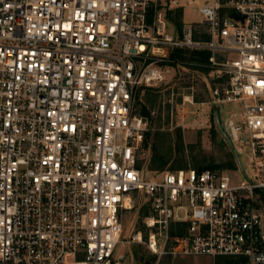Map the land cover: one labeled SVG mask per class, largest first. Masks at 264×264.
I'll return each instance as SVG.
<instances>
[{"label":"built area","instance_id":"obj_1","mask_svg":"<svg viewBox=\"0 0 264 264\" xmlns=\"http://www.w3.org/2000/svg\"><path fill=\"white\" fill-rule=\"evenodd\" d=\"M197 4L0 0V264H124L116 252L137 195L148 214L133 240L159 260L264 264V0H206L207 31L177 24ZM172 70L209 89L208 100L196 101V85L183 96L181 126L188 104L200 126L208 111L240 105L222 125L248 159L238 180L191 166L146 179L151 120L139 92Z\"/></svg>","mask_w":264,"mask_h":264},{"label":"rangeland","instance_id":"obj_2","mask_svg":"<svg viewBox=\"0 0 264 264\" xmlns=\"http://www.w3.org/2000/svg\"><path fill=\"white\" fill-rule=\"evenodd\" d=\"M206 0H198V4L184 7L182 20L193 23L201 31H207L209 26L205 25L198 15V9L205 4ZM196 85L198 92L197 100H208L209 91L204 83H193L188 74L182 70H172L167 75L166 81L160 87H147L150 90H140L138 109L143 105L151 110V131L148 134V142L152 146V157L157 152L161 158L169 161L163 171H170L174 167L175 161L184 163L188 167H195L198 164L226 165L232 159L231 151L219 134L214 116L210 112L204 118L207 121L204 126L200 123V111L193 105L188 104L189 117L186 118L188 125L181 126L183 115V96L191 94L190 87ZM172 100V104L169 101ZM165 103V105H164ZM239 104H227L219 106L221 122L224 126L228 118L235 113H240ZM214 115V114H213ZM240 121V120H239ZM192 124V125H191ZM179 137V138H178ZM245 138V136H243ZM177 144V145H176ZM238 147H240L238 145ZM154 148V149H153ZM180 152V153H179ZM233 155V154H232ZM234 157V156H233ZM245 168L248 167L246 155L241 157ZM149 169L153 173H148L146 179L156 177V174L163 171H156L151 166ZM230 173L240 178L237 170L224 168ZM217 169V170H224ZM258 196L264 198V193L256 192ZM140 196H136V207L124 214V234L122 244L119 245L116 254H124V264H237L239 259L235 257L219 256H194V257H163L158 259L145 245L133 240V237L144 227V216L139 203Z\"/></svg>","mask_w":264,"mask_h":264},{"label":"trees","instance_id":"obj_3","mask_svg":"<svg viewBox=\"0 0 264 264\" xmlns=\"http://www.w3.org/2000/svg\"><path fill=\"white\" fill-rule=\"evenodd\" d=\"M174 18H175L177 24H180V22L182 20V11H177L175 13ZM196 38H198V37L196 36ZM203 39L205 41H208L209 36L203 35ZM210 56H211V53L208 51L185 53L181 50L176 52V54L174 55V57L178 58V59H184V60H189V61H199V62H203V63L208 62ZM141 90H150V89L147 87H143V88H141ZM139 111H140L141 115L150 119L151 110L147 107V105H143L142 109ZM231 156H232V159L229 160L228 163L224 166L223 165H215V164L211 163V164H202V165L198 164L197 166H195L194 168L192 167V168L198 172H202L205 170H217V169H222V168L223 169L228 168L231 170H237V165H236L235 159H234L232 154H231ZM168 164H169L168 160L161 158L160 155L157 152H155L153 157H152V161L150 163V166H151V168H153L156 171H163L167 167ZM188 168L189 167L186 164H184V163L178 164V161H175L174 167H172L171 171L183 170V169H188ZM142 214L144 217L147 216L148 212L145 208H142ZM173 234L174 235L176 234L175 230L173 231Z\"/></svg>","mask_w":264,"mask_h":264},{"label":"water","instance_id":"obj_4","mask_svg":"<svg viewBox=\"0 0 264 264\" xmlns=\"http://www.w3.org/2000/svg\"><path fill=\"white\" fill-rule=\"evenodd\" d=\"M233 16L235 18H239V14L238 13H234ZM214 119H215L216 127H217V130H218L219 134L222 136V138L224 139L225 143L229 147L231 153L235 157V160H236V163H237L239 169L241 170V172L243 173V175H245V171H244L243 164H242V161L240 159V156L237 153V151H236V149H235V147H234V145H233L230 137L225 132V130H224L223 126H222L221 116H220L219 110H215L214 111Z\"/></svg>","mask_w":264,"mask_h":264},{"label":"crops","instance_id":"obj_5","mask_svg":"<svg viewBox=\"0 0 264 264\" xmlns=\"http://www.w3.org/2000/svg\"><path fill=\"white\" fill-rule=\"evenodd\" d=\"M205 85H206V88L208 89V86H207V84L206 83H204ZM208 91H209V89H208Z\"/></svg>","mask_w":264,"mask_h":264}]
</instances>
